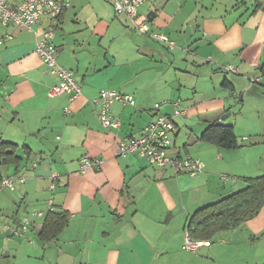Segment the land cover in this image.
<instances>
[{"label":"crops","instance_id":"1","mask_svg":"<svg viewBox=\"0 0 264 264\" xmlns=\"http://www.w3.org/2000/svg\"><path fill=\"white\" fill-rule=\"evenodd\" d=\"M190 4L194 9L188 13ZM142 10H147L148 19L154 17L149 20L155 30L181 45L174 59L186 56L193 60L194 93L181 92V79L175 76L157 75L150 88L134 80L135 73L126 66L142 58L156 62L171 57L165 44L137 31L107 0H71L60 18L54 38L58 61L76 71L82 87L74 101L67 96L49 97L56 79L35 52L49 17L43 16L34 31L0 22L4 39L0 45V142L15 145L13 157H0L1 173L14 176L15 181L14 190L0 194V210L9 218L4 208L14 194L29 203L23 215H29L32 223L20 238L29 233L38 244L18 246L44 264H228L217 256L240 249L231 239L240 228L261 240L257 248L264 244L263 208L239 227L220 232V244L196 240L199 248L195 252L183 247L191 237L189 219L202 205L242 189L245 177L264 174V72L260 69L264 63V3L145 0L140 8L145 19ZM124 37L139 47L137 56L116 45ZM228 65L237 72L228 71ZM157 68L152 70L160 71ZM184 68L189 74L188 67ZM102 89L135 98V105L115 102L112 106L113 115L122 122L120 129H106L98 118L91 101ZM176 97L182 98L187 112L179 116L183 127L176 121L179 117L175 118L170 151L203 160L204 171L190 175L152 165L137 155L120 156L119 142L141 134L157 113L155 103ZM161 112L170 113L171 108L163 107ZM227 112L231 115L223 123L234 125L239 147L224 149L200 140L208 123ZM84 156L104 162L99 168L82 171ZM220 173L236 179L225 180ZM55 175L56 186L51 190ZM209 189L216 191L215 197L209 198ZM49 199L69 221L55 237L43 240L40 233L50 211ZM35 211L44 214L36 216ZM12 217L11 225L20 227L22 218ZM0 230L2 236L14 235L1 222ZM243 262L264 264L263 247Z\"/></svg>","mask_w":264,"mask_h":264},{"label":"built area","instance_id":"2","mask_svg":"<svg viewBox=\"0 0 264 264\" xmlns=\"http://www.w3.org/2000/svg\"><path fill=\"white\" fill-rule=\"evenodd\" d=\"M117 14H122L128 18L132 26L142 34L148 35L157 41L166 43L170 49H174L177 44L168 34L155 30L149 19H141L140 8L145 0H107ZM264 3V0H258ZM71 0H0V22L26 27L34 31L43 16L49 17V24L44 29L42 35L35 44V52L45 62L47 71L56 79L55 84L48 91L49 97L67 96L70 101H74L82 94V87L76 75V71L61 65L58 61V51L54 43L60 16L65 7L69 6ZM4 39L0 37V45ZM228 71L236 73L237 70L228 65ZM258 80V79H255ZM92 104L97 109L98 118L106 129H120L122 122L112 113V106L115 102L123 105H135L136 101L132 94L123 93L113 89H102L98 96L92 99ZM173 107V113L161 112V107ZM154 109L157 111L154 118L148 122L140 135L124 138L119 142L118 154L129 156L131 154L140 156L152 165L158 167H171L176 172H185L190 175H197L204 171L205 163L199 158L190 155L173 154L170 149L173 145V134L176 131L175 118L187 112L181 99L163 100L155 103ZM67 113L70 109H65ZM102 158H90L84 156L80 160V169L85 171L90 168H99L103 164ZM52 177L50 189L54 190L56 183ZM222 178L236 179L234 176L226 174ZM24 181L23 176H19ZM5 189L14 190V176L3 175L0 171V194ZM49 210H54L53 199H49ZM43 211H35L34 215L43 216ZM32 220L29 217L22 218V225L12 226L6 224L11 233L23 237L28 231ZM185 249L197 251L199 242L187 237L184 242Z\"/></svg>","mask_w":264,"mask_h":264},{"label":"rangeland","instance_id":"3","mask_svg":"<svg viewBox=\"0 0 264 264\" xmlns=\"http://www.w3.org/2000/svg\"><path fill=\"white\" fill-rule=\"evenodd\" d=\"M172 8L176 9V5H174ZM187 8L189 10L188 11V13H189L190 11H193L194 6L192 4H190V6ZM141 13H142L143 17H145V19H148L147 10H145V11L142 10ZM141 19H143V18L141 17ZM150 23H151V21H150ZM134 33L137 34L136 32H134ZM153 40H155V39H153ZM161 43H163V42H161ZM164 44H165V52L167 53V55L169 57H171L170 61H168L167 59H162V61H161V59L158 58V59H156L158 61L151 62L150 61V60H152L151 58L150 59L149 58L148 59L142 58L141 60L135 61L132 65L126 66V69H129L130 71L135 73V74H132L135 81H140L142 84L147 85L148 88L153 86L151 84L152 80L157 75H158V77H162V78L168 77V78H172V79L175 77H178L181 79L180 80V82L182 84V87H180L181 92H184V93L186 92V93H190V94L194 93V90L192 89L193 85L191 83L193 80L192 77H195L191 73L192 70L195 69L193 66L194 65L193 60L190 59L189 57H186V56L180 57V58L178 57V58L174 59V57L177 55V50L180 49L181 45L176 42V44H178L175 48L176 50H171L166 43H163L161 45L163 46ZM104 45H108V44L106 43ZM116 45L120 49H121V47L124 46L126 49L130 50L133 53L132 57L137 56V53L139 52V47L137 45H135V43L132 40H129L128 37H124L119 42H117ZM116 45H114V47L111 46V49H115ZM166 47H168V48H166ZM184 67H188L189 74H187L185 72L186 69ZM152 68L160 69V71L155 72L154 70H152ZM194 81H195V79L193 80V82ZM177 98L182 100V98H180V97H176L173 99H177ZM165 100H172V99H165ZM161 101H163V100H161ZM163 107L164 106H162L161 108H163ZM169 108H171V112L167 113V114H172L174 109L171 106H169ZM162 113H164V112H162ZM148 118H149V116L147 115V119ZM176 121L182 127L184 126V121L182 118L179 117ZM195 123H197V122H195ZM222 175L223 174L220 173V177ZM209 190L211 192L209 194V198L211 196L215 197L216 191L213 189H209ZM219 193H220V191H219ZM206 194L207 193L203 194V196H205ZM14 195L16 196V194H14ZM15 196L9 197V199H8L9 205L7 206V208H4V210H7V212L10 213L9 218L6 216V214H4V212L2 210H0V222L2 225L3 224L4 225L5 224L11 225L12 221H13L12 215H15V216L19 215L20 218H23L24 216H29V215H23L24 210H25L24 208L27 207L29 203H27V204L23 203V201H21L22 197L19 199V198H16L17 196L16 197ZM3 198H5V195H3ZM250 234H251V231H249L246 228H240L238 231H235L233 234H231V239L237 245L238 244H239V246L241 245L240 249L238 248L234 253H225V254H220V255L218 254L217 258L219 260L220 259H227L228 264H243L244 263L243 259H247L248 261H250L255 256V253L260 251L261 247H263V252H264V244L260 245L257 248V244L259 242H261V240H257L256 238H251L249 236ZM26 237L20 238V237L14 236V235L13 236L12 235L2 236L0 234V264H44V263H46V261H44L40 257L35 258L34 257L35 255H32V253H30L27 248L18 246V244L22 243V242L26 243V244H35V243L38 244V240L35 241V239H33V235H29V233H28L26 235ZM213 243L214 244H220L221 243V240L218 238V236H216L213 239ZM246 244H248V247H245Z\"/></svg>","mask_w":264,"mask_h":264},{"label":"trees","instance_id":"4","mask_svg":"<svg viewBox=\"0 0 264 264\" xmlns=\"http://www.w3.org/2000/svg\"><path fill=\"white\" fill-rule=\"evenodd\" d=\"M260 69L261 72H264V63ZM199 139L224 149L239 147L234 125L218 123L217 120L208 123ZM14 153V144L0 142V157L10 158L14 156ZM244 182L245 186L242 189L200 207L191 216L188 222V232L192 239L213 240L220 232L239 227L264 208V174L245 177ZM68 221L69 216L67 214L57 212L55 209L49 211L40 233L41 238L50 240L55 237Z\"/></svg>","mask_w":264,"mask_h":264},{"label":"water","instance_id":"5","mask_svg":"<svg viewBox=\"0 0 264 264\" xmlns=\"http://www.w3.org/2000/svg\"><path fill=\"white\" fill-rule=\"evenodd\" d=\"M150 16V15H149ZM149 19L150 20H153L154 19V17H149ZM231 115V112H227V113H224L218 120H217V122L218 123H223V121L228 117V116H230Z\"/></svg>","mask_w":264,"mask_h":264}]
</instances>
